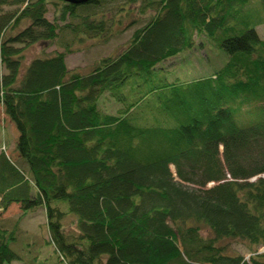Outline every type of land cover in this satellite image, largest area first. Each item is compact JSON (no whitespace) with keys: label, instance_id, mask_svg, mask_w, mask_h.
<instances>
[{"label":"trees","instance_id":"16d2710c","mask_svg":"<svg viewBox=\"0 0 264 264\" xmlns=\"http://www.w3.org/2000/svg\"><path fill=\"white\" fill-rule=\"evenodd\" d=\"M262 22L264 0H0V109L17 132L0 209L21 210L0 218V264L20 260L12 242L40 209L63 264H264ZM135 26L89 72L67 66L66 34L108 42ZM196 58L210 72L176 74Z\"/></svg>","mask_w":264,"mask_h":264},{"label":"rangeland","instance_id":"374dc122","mask_svg":"<svg viewBox=\"0 0 264 264\" xmlns=\"http://www.w3.org/2000/svg\"><path fill=\"white\" fill-rule=\"evenodd\" d=\"M8 8V7H6ZM53 12L54 7L50 4V12L48 16L53 19ZM143 16L140 11H136L135 15H132L130 19L125 20L123 25L115 24V29L118 30L119 28L127 27L131 23V19L136 17ZM141 18V17H140ZM28 22H24L22 26L26 25ZM125 27V28H126ZM130 27V26H129ZM138 27V26H137ZM130 28L129 30L123 31L122 33H118L112 37L108 42H105L103 38H96V39H85L81 42L74 40V34H66L67 39L71 43L72 51L67 56V63L69 68L76 69L79 71L89 72L95 66V64L102 59L103 57H107L109 55H117L121 52L125 46L127 45L128 41L132 37L133 33L135 32L136 28ZM124 29V28H123ZM257 31L259 32L260 36L264 38V22L257 24ZM61 34V33H60ZM65 35V36H66ZM61 35L60 37H62ZM60 38L57 41H40L36 42L35 44L29 45L23 50V54L25 57L24 64L27 65L30 63L34 58L37 57H46L51 56L56 53L58 50H63L65 47L59 45ZM204 52L199 51V57L204 56ZM210 54V53H209ZM212 59L214 63H221L218 56L211 53ZM192 63H188L187 66L175 64L172 69L176 70V74L182 77L183 79H191L195 76H202L206 75L207 72H210V68L206 65L203 67L202 71L194 69L195 67L198 68L201 66L200 60L192 59ZM204 66V64L202 63ZM177 66V68H175ZM5 67L2 65L0 61V76L6 71ZM205 70V71H204ZM104 106L108 105L103 103ZM249 107V106H248ZM248 107H245L241 110L240 113H236V117H239V114L242 116H246V111ZM2 110V109H0ZM2 114V112H1ZM15 140L11 133L7 134V130H4L3 127H0V151L3 149L7 150L9 154H13L15 149ZM173 170V169H172ZM175 171V170H174ZM214 185V184H213ZM212 186V185H211ZM21 210L15 206L12 210L7 212L0 209V218L2 217H16L20 214ZM6 218V219H7ZM1 220V219H0ZM72 218L66 221V225L69 228H72L71 225ZM172 224V222L170 221ZM11 224V223H9ZM21 232H19L17 239L12 242V248L20 255V260L16 261L15 264H63L60 260L58 253L55 251L53 244L49 243V228L47 225V216L46 212L42 209L36 211H29L27 216H24L20 223ZM234 248L237 251L243 253L246 259H249L251 253L246 249V246L239 242L234 244ZM264 252V247L259 249V253ZM8 264V263H5Z\"/></svg>","mask_w":264,"mask_h":264},{"label":"crops","instance_id":"0c3cea01","mask_svg":"<svg viewBox=\"0 0 264 264\" xmlns=\"http://www.w3.org/2000/svg\"><path fill=\"white\" fill-rule=\"evenodd\" d=\"M0 79H1V76H0ZM2 112V114H1V119H2V125H3V129L4 130H7V134L8 133H11L12 135H13V138H14V140L16 141V138H17V132H15L16 130H15V127H14V125L11 123V122H9L8 120H7V117L4 115V113H3V111L2 110H0V113Z\"/></svg>","mask_w":264,"mask_h":264},{"label":"water","instance_id":"95a60500","mask_svg":"<svg viewBox=\"0 0 264 264\" xmlns=\"http://www.w3.org/2000/svg\"><path fill=\"white\" fill-rule=\"evenodd\" d=\"M69 1H74V0H69ZM78 0H75V2H77ZM259 176H255V177H253L252 179H251V181H254L255 179H257ZM213 184H215V182L214 183H211L209 186H211V185H213Z\"/></svg>","mask_w":264,"mask_h":264},{"label":"bare ground","instance_id":"6f19581e","mask_svg":"<svg viewBox=\"0 0 264 264\" xmlns=\"http://www.w3.org/2000/svg\"><path fill=\"white\" fill-rule=\"evenodd\" d=\"M172 169L175 170V167L172 166ZM212 183H214V182H212Z\"/></svg>","mask_w":264,"mask_h":264}]
</instances>
